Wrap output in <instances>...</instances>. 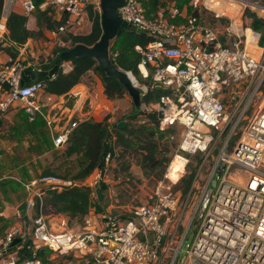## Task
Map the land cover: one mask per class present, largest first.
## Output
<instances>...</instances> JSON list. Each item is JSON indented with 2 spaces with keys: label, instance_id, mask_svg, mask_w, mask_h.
Listing matches in <instances>:
<instances>
[{
  "label": "built area",
  "instance_id": "2783aa9c",
  "mask_svg": "<svg viewBox=\"0 0 264 264\" xmlns=\"http://www.w3.org/2000/svg\"><path fill=\"white\" fill-rule=\"evenodd\" d=\"M100 1L4 0L0 40H5L8 13L17 7L27 20L45 11L57 22L56 28L48 29L49 39L58 48L65 47L68 42L63 36L91 31L89 12L100 15ZM246 8L250 9V22L253 17L264 20V4L257 0H189L182 7L174 0H164L150 16L140 0H124L117 8L123 21L147 37L145 45L134 47L143 82L132 71L128 74L142 96L152 89L162 91L155 104H148L155 106L158 128L166 131L182 126L179 150L202 154L180 203L179 197L163 190L165 185L159 181L152 202L120 214L89 208L81 222L70 224L65 215L46 212V190L61 192L73 186L93 189L99 180L108 182L118 149L113 123L117 107L84 84L58 96L46 92L43 79L21 83L24 69L47 70L44 67L49 63L48 57L31 61L32 53L30 60L23 57L27 42L19 46L15 57L0 62V113L19 106L27 121L43 120L55 148L66 145L79 123L106 122L105 143L111 147L84 179L40 175L21 182L31 222L0 237V264H43L41 251L65 259V264H264V108L247 119L228 151L230 139L247 118L248 106L264 90V44L260 45L261 32L243 22ZM207 14L219 26L208 24ZM253 44L261 49L258 56L250 50ZM116 55L117 51L109 48L110 60ZM73 66L71 60H62L58 70L68 73ZM61 96L66 98L57 104ZM228 105L233 106L231 111ZM222 136L225 140L202 174L204 162ZM184 160L185 166L188 160ZM181 172L174 181L168 174L166 177L175 183ZM198 183L199 191L188 210ZM191 229L194 234L186 243ZM14 238L20 241L11 247Z\"/></svg>",
  "mask_w": 264,
  "mask_h": 264
},
{
  "label": "rangeland",
  "instance_id": "374dc122",
  "mask_svg": "<svg viewBox=\"0 0 264 264\" xmlns=\"http://www.w3.org/2000/svg\"><path fill=\"white\" fill-rule=\"evenodd\" d=\"M257 1L262 3L260 0ZM16 10L19 11V8L16 7ZM249 13L250 9L246 8L242 17L243 22L248 24L251 23ZM34 18L37 20V26L30 37L34 41L28 44L23 57L30 60L32 53L34 60L31 61L34 62L40 61L45 57L50 58L53 56L54 58L58 47L54 45L53 40L49 39V35H46L45 25L47 21L44 22V18L47 20V15L40 16L39 13H36ZM205 18L208 24L212 26L218 25V21L213 19L211 15L207 14ZM2 45L3 43L0 42V50L12 53L11 47ZM66 45L69 46L68 44ZM259 50L261 51V49ZM12 54L15 57L17 49ZM259 54L260 52L257 56ZM129 76L132 77L130 74ZM137 79L139 82H143L139 76H137ZM81 83L90 91L97 90L99 92L101 89L100 75L92 70L87 71L81 77ZM124 97L127 100V105H117V112L113 115V123L116 124L124 120L126 124H129V127L134 132L132 134L126 132L125 135L131 139L134 146L126 147L125 149L119 146L114 156L113 166L109 170V180L106 183L104 182L105 186L102 189L101 197H98L93 192L91 208L120 214L132 206L150 203L153 200L155 187L159 181H162L163 185H165L163 190L178 196L179 203L182 202L187 195L182 191L184 184L189 179V175L197 170L201 163L202 158L200 156L202 154L189 155L179 150L178 144L183 132L182 126L176 125L166 131H161L158 127H154V121L151 116L156 111L155 106L140 103L138 113L135 117H131L130 115L135 113L134 104L128 95ZM101 101L104 103V100L101 99ZM70 102L69 100L68 104ZM151 104H155V102ZM263 108L264 90L248 106L246 111L247 118L240 123V127L230 139L228 151H230L231 146L239 137L241 128L247 123V119L251 118L256 110ZM232 109L233 106L228 105L227 110L231 111ZM22 113L19 106L11 107L7 111L0 113V237L13 227L25 225L17 210L20 203L27 197L26 191L21 184L22 181L44 175L43 172L46 170L55 173V175L73 179L80 169V156L75 154L67 156L65 154L66 146L55 148L52 145L50 130L43 120L40 119L41 125L34 128L32 126L37 124H29V121L27 122ZM114 128L117 129L116 127ZM115 129L114 133L117 134ZM214 135H216V132ZM224 140L225 136H222L212 156L204 162L202 174L211 166L216 155L215 150L218 149V146ZM185 158L188 161L184 166ZM168 168V172H175L177 176L183 170L177 182L173 183L166 177ZM100 182L103 181L99 180L98 183ZM199 183H202V179ZM200 184L198 188L194 187L195 191L189 199L190 202L188 201V210L191 209L194 195L198 193ZM168 186L170 188H167ZM52 211L50 206H46V212ZM27 219L30 223L31 219L28 216ZM72 221L79 222L76 218L72 219ZM182 227L183 225L180 226V228ZM193 234L194 229L189 230L185 239L186 243L191 241ZM183 253L184 247L181 250V254ZM46 257L47 259L43 264L66 263V260L61 257L52 258L50 255ZM74 262L76 264L78 261Z\"/></svg>",
  "mask_w": 264,
  "mask_h": 264
},
{
  "label": "trees",
  "instance_id": "16d2710c",
  "mask_svg": "<svg viewBox=\"0 0 264 264\" xmlns=\"http://www.w3.org/2000/svg\"><path fill=\"white\" fill-rule=\"evenodd\" d=\"M39 2L40 0H35ZM145 7L146 15L150 16L153 14L160 5L164 4V0H140ZM179 7L187 4L189 0H174ZM264 4V0H260ZM4 0H0V19L3 12ZM40 16L46 15V12H38ZM90 18L92 20L91 31L83 35H65L64 41L68 42L69 46L58 48L55 51V56L50 57L48 65L45 69H50L53 66V61L57 56V52H61L66 48H70L75 44L82 43L87 46H92L100 37L102 32L100 27V15L97 11L89 12ZM249 16L251 14L249 13ZM46 23V29L56 28L57 22L52 20L51 17L44 18ZM225 19H221L224 22ZM27 17L16 10H11L6 18L5 27L6 34L5 39L8 42L14 43L21 46L27 42V40L32 36V31L27 28ZM251 26L261 32L260 45L264 44V20L253 17L251 20ZM147 42V37L143 33H137L133 28L128 29H118L116 36L111 40L110 49L117 51V55L111 61L119 68L132 71V73L137 77L139 75L137 69V63L139 61V55L135 52L134 47L136 45H145ZM13 53V52H12ZM10 51L8 54L13 57ZM69 60L73 63V69L68 73H62L60 70L57 71L54 78H40L46 81V92L55 95L66 94L74 85L81 81V77L89 70L99 73L101 80V89L99 90L102 99L108 102L127 96V93L121 83L113 78L107 76L103 71L100 70L95 59L91 57H71ZM162 91L159 89H152L142 96L141 103L145 105L156 102L161 96ZM135 113L130 115L135 117L139 111V107H134ZM22 112V111H21ZM23 114V113H22ZM151 116L154 121V127H158V116L155 113ZM26 118V117H25ZM40 119H36L33 122H28L29 124H37L32 127H39L41 125ZM116 141L115 146L126 147L134 146V143L128 138L125 133L134 132L133 129L129 127L127 123L124 128L115 129ZM108 137L107 124L105 122H96L93 120L83 121L78 124L77 127L71 132L68 142L66 143L65 154L67 156L77 155L80 156V169L74 175L71 180H81L84 179L93 168L100 162L107 150L111 149L105 141ZM52 143V142H51ZM44 175H55V173L48 170L43 172ZM194 172L189 175V179L186 180L183 193L186 194L190 187V183ZM59 176V175H58ZM63 177V176H62ZM67 178V177H64ZM70 179V178H68ZM104 182L98 183V185L92 189L84 186H73L67 188L61 192L54 190H46L43 196V202L45 206H50L55 212L65 215L70 224L76 223L72 219L76 218L81 222L84 215L87 214L89 208H91V198L92 192H95L98 197H101L102 189L105 186ZM96 210V209H95ZM98 211V210H97ZM77 222V223H79ZM22 258H24V253L21 252ZM40 257L43 259V263L46 261V254L44 251L40 252Z\"/></svg>",
  "mask_w": 264,
  "mask_h": 264
},
{
  "label": "water",
  "instance_id": "95a60500",
  "mask_svg": "<svg viewBox=\"0 0 264 264\" xmlns=\"http://www.w3.org/2000/svg\"><path fill=\"white\" fill-rule=\"evenodd\" d=\"M124 0H101L100 1V27L101 34L99 39L92 45L87 46L82 43L73 45L70 48L62 50L54 59L53 66L47 70H33L26 68L22 71L21 83H27L35 78H52L58 71L59 63L62 60L71 57H91L96 60L100 70L107 76L117 79L124 87L127 95L131 98L134 107H139L142 99L140 90L135 87L129 77L128 71L117 67L109 58L110 42L114 39L118 29L132 28L127 22L123 21L117 8L123 4ZM135 32L143 33V31L136 29ZM126 121L121 120L115 124L116 128H124ZM19 215L28 225L26 216V202L23 201L17 207ZM19 238H14L11 247L19 243Z\"/></svg>",
  "mask_w": 264,
  "mask_h": 264
},
{
  "label": "crops",
  "instance_id": "0c3cea01",
  "mask_svg": "<svg viewBox=\"0 0 264 264\" xmlns=\"http://www.w3.org/2000/svg\"><path fill=\"white\" fill-rule=\"evenodd\" d=\"M18 11V10H16ZM36 14V13H35ZM28 24L27 25V28L31 31L34 30V28H36L37 26V20L36 18H34V15L33 17H30L28 20H27ZM49 35V32H48V29H46V35ZM33 38H29L28 41H27V44H30L31 42H33L34 40H32ZM1 43H3L2 46H6V47H11L12 48V52L15 51L16 49L19 48L18 45H14L13 43L11 42H8L6 39H1L0 40ZM8 57H10V55L8 54V52H5L3 50H0V62H4L5 60L8 59ZM81 85V81L78 83V85ZM66 97L65 96H61V97H58V101H57V104H59L62 99H65ZM112 104L118 108L117 105H124L126 106L127 105V100H125V97H120V98H117L115 100L112 101Z\"/></svg>",
  "mask_w": 264,
  "mask_h": 264
},
{
  "label": "bare ground",
  "instance_id": "6f19581e",
  "mask_svg": "<svg viewBox=\"0 0 264 264\" xmlns=\"http://www.w3.org/2000/svg\"><path fill=\"white\" fill-rule=\"evenodd\" d=\"M259 49H260V48L255 47L254 44H253V45H250V50H251V52H252L254 55H257V54L260 52ZM129 77H130V79L132 80V82L134 83L133 77H131V76H129ZM176 157H177V156H176ZM169 167H170V166H169ZM168 171H169V168H168ZM168 175L173 179V181L178 177V176L176 175L175 172H172V173L168 172ZM93 177H94V174H92V176H91L90 178H93ZM88 180H90V179H88Z\"/></svg>",
  "mask_w": 264,
  "mask_h": 264
}]
</instances>
